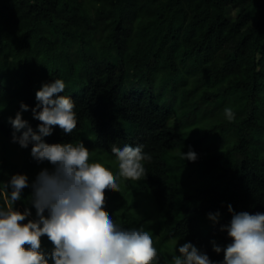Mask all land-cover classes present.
I'll return each instance as SVG.
<instances>
[{"label": "trees", "instance_id": "1", "mask_svg": "<svg viewBox=\"0 0 264 264\" xmlns=\"http://www.w3.org/2000/svg\"><path fill=\"white\" fill-rule=\"evenodd\" d=\"M229 7L238 9L235 18ZM57 77L66 83L62 94L75 102L77 126L69 134L53 126L47 142L82 141L109 154L113 145L142 144L151 155L141 189L152 195L158 220L137 221L127 208L120 214L111 200L105 211L125 227L150 232L156 264H170L163 247L174 238L222 259L212 241L230 239L220 227L231 218L228 203L236 211H264V0H0L3 135L11 140L8 118L21 101L30 106L24 118L36 127L35 93ZM165 91L171 100L163 102ZM213 105L235 115L208 131L232 143L203 160L199 184L185 188L169 168L168 154L186 141L171 124L174 107L195 117ZM200 140L189 138L194 145ZM22 148L30 152L31 144ZM46 162L31 154L21 164L4 158L0 180L15 172L30 178ZM217 209L214 223L207 213ZM41 246L52 247L45 235Z\"/></svg>", "mask_w": 264, "mask_h": 264}, {"label": "clouds", "instance_id": "2", "mask_svg": "<svg viewBox=\"0 0 264 264\" xmlns=\"http://www.w3.org/2000/svg\"><path fill=\"white\" fill-rule=\"evenodd\" d=\"M63 78L45 81L35 93L31 111L39 123L34 128L23 111L29 104L21 101L12 125L11 140L20 147L31 144L30 154L39 169L33 178L15 172L0 180V264H156L159 260L153 238L143 226L125 227L105 211V193L120 190L119 180H140L147 175L145 162L151 155L142 144L111 147L116 172L91 162L89 149L82 141L47 142L44 137L59 126L69 134L77 126L75 102L62 94ZM227 119L234 118L230 107L224 108ZM182 159L195 161L198 153L189 146L179 153ZM30 187L25 196L23 190ZM25 201L23 210L16 202ZM33 208L35 213L33 215ZM222 224L230 238L226 245L213 239L222 259H212L190 240L176 244L170 264H264V211H236ZM214 223L221 218L219 209L207 213ZM28 219L25 222V218ZM45 235L52 247L41 246Z\"/></svg>", "mask_w": 264, "mask_h": 264}, {"label": "rangeland", "instance_id": "3", "mask_svg": "<svg viewBox=\"0 0 264 264\" xmlns=\"http://www.w3.org/2000/svg\"><path fill=\"white\" fill-rule=\"evenodd\" d=\"M238 14V9L229 7L228 15L235 18ZM169 91H165L162 95L163 102L171 100ZM224 109L213 106L203 108L195 117L188 116V113L182 111L178 106L174 107V112L171 116V124L177 131L186 137V141L170 151L168 154L169 168L171 176L185 188L193 189L199 184V180L203 174L202 161L209 158L216 150L226 149L231 145L232 140H227L221 143L215 137L214 131L209 132L211 125L219 123L225 118ZM190 139H201L197 145L189 141ZM191 146L197 153L198 158L195 161L182 159L179 155L181 151H188ZM91 162L97 163L106 170L115 174L116 163L115 158L105 152L93 150L89 147ZM30 155L28 150L18 146L5 135L0 132V161L4 158L11 163L21 164ZM49 166L48 163L38 164L31 174L33 178L40 168ZM143 179L140 180H119L120 190L105 193V201H112L120 206V214L124 209H128L127 214L136 218L137 221L142 220L145 224L153 225L159 218V211L156 203L149 192L141 189ZM134 227V226H132ZM185 242L184 239L174 238L168 240L164 244V251L167 257L175 252L176 244Z\"/></svg>", "mask_w": 264, "mask_h": 264}]
</instances>
